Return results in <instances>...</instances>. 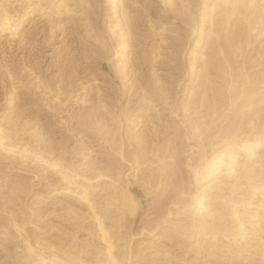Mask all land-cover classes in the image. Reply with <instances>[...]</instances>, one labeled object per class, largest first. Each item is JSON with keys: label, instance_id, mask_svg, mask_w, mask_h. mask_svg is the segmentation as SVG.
I'll use <instances>...</instances> for the list:
<instances>
[{"label": "rangeland", "instance_id": "obj_1", "mask_svg": "<svg viewBox=\"0 0 264 264\" xmlns=\"http://www.w3.org/2000/svg\"><path fill=\"white\" fill-rule=\"evenodd\" d=\"M0 264H264V0H0Z\"/></svg>", "mask_w": 264, "mask_h": 264}, {"label": "bare ground", "instance_id": "obj_2", "mask_svg": "<svg viewBox=\"0 0 264 264\" xmlns=\"http://www.w3.org/2000/svg\"><path fill=\"white\" fill-rule=\"evenodd\" d=\"M214 160V159H213ZM215 167V166H214Z\"/></svg>", "mask_w": 264, "mask_h": 264}]
</instances>
